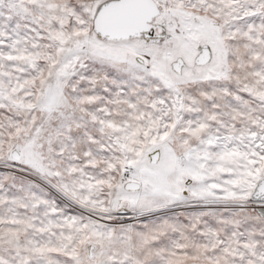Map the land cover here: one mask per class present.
Segmentation results:
<instances>
[{"label": "snow or ice", "instance_id": "1", "mask_svg": "<svg viewBox=\"0 0 264 264\" xmlns=\"http://www.w3.org/2000/svg\"><path fill=\"white\" fill-rule=\"evenodd\" d=\"M0 264H264V0H0Z\"/></svg>", "mask_w": 264, "mask_h": 264}]
</instances>
